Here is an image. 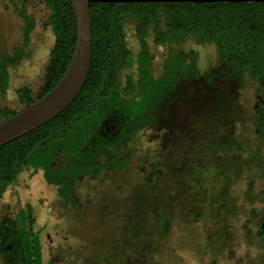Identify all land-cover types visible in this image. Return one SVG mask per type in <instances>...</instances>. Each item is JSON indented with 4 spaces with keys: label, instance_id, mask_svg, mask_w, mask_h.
<instances>
[{
    "label": "trees",
    "instance_id": "obj_1",
    "mask_svg": "<svg viewBox=\"0 0 264 264\" xmlns=\"http://www.w3.org/2000/svg\"><path fill=\"white\" fill-rule=\"evenodd\" d=\"M44 3L54 40L43 86L36 97L47 93L60 79L76 39L70 1ZM19 14L25 18L22 43L12 53L0 55V92L6 90L9 66L20 62L35 26L32 16L25 13V5ZM89 14L92 47L85 81L58 114L0 145V196L22 169L32 166L34 170L41 168L45 182L58 185V195L71 206L78 199L76 182L80 178L96 179L103 171L125 166L124 151L134 150L140 136L155 132L162 134L165 141L160 143L166 146L172 140L188 143L199 130L214 140L220 136L223 147L234 143L241 150L249 145L263 153L264 108L261 106L259 117L253 121L258 137L253 143L243 131L250 122L240 99L245 74L264 83V1H92ZM126 20L134 22L139 46L134 55L123 45L122 25ZM160 23L163 30H159ZM149 27L158 44L180 43L188 37L196 43H214L220 55L218 63L200 69L195 50L169 49L161 74L154 77L150 72L154 54L145 38ZM123 65H134L135 79L127 76L120 87L119 70ZM16 93L23 106L34 100L26 85L18 87ZM15 112L10 111L8 116ZM106 120L114 127L106 130ZM56 157L61 160L60 167L51 163ZM259 176H264V171ZM255 196L264 199V191ZM253 211L256 216L257 211ZM16 218L34 219L23 208L18 209ZM163 220L165 233L169 223ZM22 223H12L5 217L0 224L2 264L41 263L36 237Z\"/></svg>",
    "mask_w": 264,
    "mask_h": 264
},
{
    "label": "rangeland",
    "instance_id": "obj_2",
    "mask_svg": "<svg viewBox=\"0 0 264 264\" xmlns=\"http://www.w3.org/2000/svg\"><path fill=\"white\" fill-rule=\"evenodd\" d=\"M24 5L35 26L20 62L9 66L8 86L0 92L2 120L23 107L18 87L28 86L33 99L37 98L54 40L44 0L24 4L23 0H0V55L12 53L22 43L25 18L19 13ZM163 28L160 23L159 30ZM122 33L124 47L134 55L139 47L134 22L126 20ZM145 38L154 54L150 67L154 77L161 74L169 49L195 50L200 69L215 66L220 58L212 42L196 43L188 37L180 43L158 44L152 27ZM127 76L135 79L134 65L120 68V87ZM246 87L244 100L251 105L254 87L249 83ZM246 128L244 133L256 141L258 137ZM155 133L140 136L134 150L124 151L125 166L103 171L96 179L80 178L78 199L71 206L58 195L57 184L44 181L41 168L22 169L0 196V218H13L18 208H29L34 229L41 230L42 238L48 232L62 244L59 264H264V239H254L249 227L255 229L253 223L264 213L257 198L255 206H250L252 185L255 190L261 187L264 150L260 153L249 145L239 150L234 143L223 147L220 136L214 140L199 130L188 143L172 140L166 146L160 143L165 141L162 134ZM164 218L169 223L165 233ZM72 244L74 251H68Z\"/></svg>",
    "mask_w": 264,
    "mask_h": 264
},
{
    "label": "water",
    "instance_id": "obj_3",
    "mask_svg": "<svg viewBox=\"0 0 264 264\" xmlns=\"http://www.w3.org/2000/svg\"><path fill=\"white\" fill-rule=\"evenodd\" d=\"M76 22V39L67 67L57 83L45 94L0 122V145L51 119L64 109L81 89L91 59V24L89 4L92 1H214V0H69ZM249 1V0H228ZM264 1V0H253ZM264 226V219L261 222Z\"/></svg>",
    "mask_w": 264,
    "mask_h": 264
},
{
    "label": "flooded vegetation",
    "instance_id": "obj_4",
    "mask_svg": "<svg viewBox=\"0 0 264 264\" xmlns=\"http://www.w3.org/2000/svg\"><path fill=\"white\" fill-rule=\"evenodd\" d=\"M45 4V3H44ZM220 57V55H219ZM251 85L254 87L252 94H253V102L251 103V105H247L245 103V93H246V86ZM240 103L243 106V109L245 108V112L247 113L246 118L248 120V128H252L253 131L251 130L252 134L256 133L257 129H255L253 121H255V118L259 117L260 115V108L261 106H263L264 108V83L261 84V82L259 81V79L253 78L252 76L246 75L245 74V79H244V86L242 89V96L240 99ZM263 122H264V114H263V118H262ZM113 122H111L110 120H106L104 126L105 129L108 130L110 128H113L114 125L112 124ZM264 150V145L261 147V151ZM52 165L54 164H61V160L59 157H56L54 159L53 162H51ZM60 167V166H59ZM262 181H261V187L259 190H255V187L252 185V199H251V203L250 206H255V201H256V194L259 193V191H264V176L261 177ZM255 181V180H254ZM253 181V184H254ZM47 183V182H46ZM49 184V183H47ZM257 202H259V206H263V210H264V199H260L257 198ZM253 208V207H252ZM5 217H8L6 215H3V217L0 218V224L3 221V219ZM10 221L12 223H18V222H23L22 224L24 225V227L29 230L30 232L33 233V235H35L36 240H37V244L40 246L39 250H40V254H41V263L40 264H59L58 261L62 260V257H58L57 254L60 253V251L62 250V244L60 242H54V239L51 237L50 233L45 232L44 234V239L42 238V236L40 235L41 230L40 229H34V225H35V218L33 219V221L29 220V219H25L24 221L19 220L16 218V216H14L13 218H10ZM264 219V213L260 215V217L256 220V222L253 223V227L255 226V229H252V226L249 225V227L251 228V233L254 239L256 240H260V239H264V226H261V222ZM250 222V220H249ZM252 223V222H251ZM249 228V229H250ZM43 239V240H42ZM65 239V238H64ZM10 246V244L8 245ZM74 247H76L75 245L72 244V247L68 250V251H74ZM65 249H67V247H65ZM254 249V248H253ZM261 251H258L259 253H261L263 251V249H258ZM53 254V258L52 257ZM55 255V256H54ZM72 257V256H71ZM68 261V260H67ZM65 261V262H67ZM3 259L2 257H0V264H2ZM68 264V262H67ZM79 264V263H76Z\"/></svg>",
    "mask_w": 264,
    "mask_h": 264
},
{
    "label": "crops",
    "instance_id": "obj_5",
    "mask_svg": "<svg viewBox=\"0 0 264 264\" xmlns=\"http://www.w3.org/2000/svg\"><path fill=\"white\" fill-rule=\"evenodd\" d=\"M20 208H21V207H20ZM20 208H18V209H20ZM18 209H17V211H18ZM23 209H24V208H23ZM25 210L27 211V210H29V208H27V209H25ZM28 212H29V211H28ZM16 213H17V212H16ZM15 216H16V214H15Z\"/></svg>",
    "mask_w": 264,
    "mask_h": 264
}]
</instances>
